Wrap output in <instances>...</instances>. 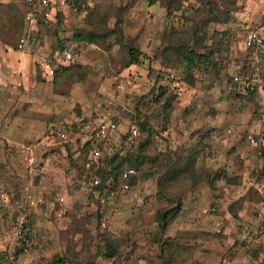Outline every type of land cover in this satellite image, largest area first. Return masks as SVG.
<instances>
[{
	"label": "rangeland",
	"instance_id": "obj_1",
	"mask_svg": "<svg viewBox=\"0 0 264 264\" xmlns=\"http://www.w3.org/2000/svg\"><path fill=\"white\" fill-rule=\"evenodd\" d=\"M180 2L166 16L144 0H49L50 19L28 24L32 48L19 53L13 83L0 90V191L43 236L22 250L5 215L1 264H264V151L247 141L259 101L230 83L264 0ZM27 8L26 0H0L7 52L18 53ZM129 48L140 53L132 66ZM63 49L77 60L44 79L40 62ZM103 120L118 122V133L139 128L126 153L172 154L182 159L179 169L192 164L178 178L187 191L182 210L165 230L156 217L164 207L159 175L143 178L148 162L128 192L92 193L83 146ZM109 139L110 157L120 143Z\"/></svg>",
	"mask_w": 264,
	"mask_h": 264
},
{
	"label": "built area",
	"instance_id": "obj_2",
	"mask_svg": "<svg viewBox=\"0 0 264 264\" xmlns=\"http://www.w3.org/2000/svg\"><path fill=\"white\" fill-rule=\"evenodd\" d=\"M27 13L25 16V22L27 24L37 23L38 19L47 21L51 17V8L49 0H26ZM196 10V8H194ZM190 11L184 12L183 16L187 17ZM264 37L257 30H251L247 33L243 46L244 50H249V70L246 74H240L235 71L230 76L231 85L238 91L241 92H253L256 94L257 100L259 101L260 109L258 111L257 120L258 128L256 131L247 135V141L254 148H264V59L263 54ZM25 45V38H21L17 45L19 50L23 49ZM77 60V56L68 49H63L58 52L53 58L42 60L40 68L46 77L53 79L62 66L65 64L74 63ZM118 126L112 120H103L97 123L96 127L89 130L87 135V141H91V151L89 158L91 160H97L102 155L101 141L108 140L116 134ZM130 135L123 141H121L117 155L122 157L127 150H131L136 147L135 138L137 137V128L135 126L130 127ZM138 173L134 169H127L123 174L122 178L127 180L129 178H137ZM98 180L94 178V184H97ZM132 188L128 184L122 185V191L128 192ZM24 208L15 205L12 206V201L9 196L5 193L0 192V219L5 215H9L10 219H13L12 224L15 240L24 251L30 250L35 244L39 242L41 235L40 231L31 224L29 217L24 215ZM259 221H260V232L264 233V194L262 197L261 204L259 206ZM14 216V218H12ZM42 234H45L44 232ZM1 257V250H0Z\"/></svg>",
	"mask_w": 264,
	"mask_h": 264
},
{
	"label": "trees",
	"instance_id": "obj_3",
	"mask_svg": "<svg viewBox=\"0 0 264 264\" xmlns=\"http://www.w3.org/2000/svg\"><path fill=\"white\" fill-rule=\"evenodd\" d=\"M144 1L147 3L149 7L156 5L159 8L165 10L166 16L171 15L173 12L174 13L178 12L180 8L179 4H181L180 2L181 0H144ZM48 9H50V7ZM181 15L183 16V14ZM259 27L264 28V14L261 19V25ZM118 33L120 34V31H118ZM263 51H264V44H263ZM193 52H194L193 49L189 48L187 45L182 48L183 58L187 64L192 63L193 54H194ZM244 52H245L244 64L242 67H238L236 69V71H238L240 74H246L249 70V60L247 54L249 50H244ZM139 57H140L139 51L133 48H129L128 66L137 64L139 61ZM262 57L264 59V52L262 54ZM240 94H244L252 98L256 96V94L253 92H241ZM259 109H260V105H259ZM115 123L118 126V130H119V123L118 122ZM95 127L89 130L94 129ZM136 128L138 135L135 138V143L137 145L138 139L141 136V132L138 127ZM141 129L144 130L143 126H141ZM118 130L115 136L118 138L119 143L125 140L131 134L130 129H128L127 132L125 133H118ZM109 142L110 139H108L107 141L103 140L100 142L101 143L100 145L103 150L101 157H99L97 160H91L89 158V154H90L89 151H91L92 149L91 141H87L86 144L83 146V149H86L88 152V155L85 158V169H84L85 179L89 180L92 193L98 192L101 194L106 190L115 191L117 189L123 192L122 191L123 184H128L131 188L134 187L137 184V180L135 178H129L127 180H124L122 178V174L127 169H134L137 172H139L140 167L148 162L150 167L147 171L149 172L151 171V173H148L147 175L143 176V178L144 177L150 178L153 177L155 174L159 175L157 179L156 197L161 202L164 203V207L157 212L156 217H157V222L159 223L162 230H165L168 220L172 216L179 214L182 210L184 196L187 191L183 189V186L182 187L180 186L179 184L180 182L178 181V178L186 174L188 170L186 168L188 167L191 168L192 164L187 163L185 169H179L181 166L182 159L181 157H177L175 159L173 157L174 155L172 154L159 155L154 153L151 156L149 155L140 156L134 154L132 151H128L122 157H119L117 153H114L109 157L107 155L112 151V148L110 147L111 144H109ZM141 148H144V146H142ZM108 149L110 150L109 153H107ZM260 150L264 151V148ZM105 153H107V155H105ZM190 174H192L196 178L198 177V175L195 172H191ZM94 178L98 180L97 184H94ZM5 194L8 195L7 193ZM262 197L263 194H261L259 197V206L261 204ZM2 257H3V251H1L0 264ZM64 262L65 261L63 259L57 258L53 261V264H63Z\"/></svg>",
	"mask_w": 264,
	"mask_h": 264
},
{
	"label": "crops",
	"instance_id": "obj_4",
	"mask_svg": "<svg viewBox=\"0 0 264 264\" xmlns=\"http://www.w3.org/2000/svg\"><path fill=\"white\" fill-rule=\"evenodd\" d=\"M156 7V5L148 7V8H153ZM29 26L28 24L25 22L24 20V24H23V33L20 36L19 40L21 38H25V45L23 47V49L18 50L17 52H7V50L5 48H0V90H6L7 86H9V80H11V83H13V76L11 74L12 69H17V67H19V53H26V52H30L29 49L32 48L31 45H29V30H28ZM261 33V35L264 37V28H256V29H252V30H257ZM19 40L17 41V45L19 43ZM33 51V50H32ZM58 54L55 53L54 56H56ZM54 56H52L51 58H53ZM44 59H48V58H44ZM42 59V60H44ZM42 62V61H41ZM40 62V63H41ZM41 69V68H40ZM42 71V70H41ZM10 75L12 76V78L10 79ZM42 75L44 77V79L49 80L48 77L45 76V74L42 72ZM0 250L2 251L3 249L0 247Z\"/></svg>",
	"mask_w": 264,
	"mask_h": 264
}]
</instances>
